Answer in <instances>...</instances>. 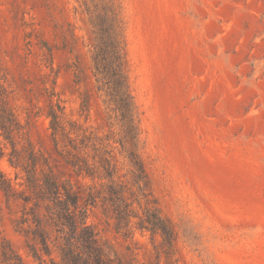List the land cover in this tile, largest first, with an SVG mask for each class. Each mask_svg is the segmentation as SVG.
Masks as SVG:
<instances>
[{
  "label": "rangeland",
  "instance_id": "obj_1",
  "mask_svg": "<svg viewBox=\"0 0 264 264\" xmlns=\"http://www.w3.org/2000/svg\"><path fill=\"white\" fill-rule=\"evenodd\" d=\"M108 7L146 184L97 69ZM0 84L18 122L0 125V264H65L56 204L15 165L31 151L80 190L76 220L114 264H264V0H0Z\"/></svg>",
  "mask_w": 264,
  "mask_h": 264
},
{
  "label": "trees",
  "instance_id": "obj_2",
  "mask_svg": "<svg viewBox=\"0 0 264 264\" xmlns=\"http://www.w3.org/2000/svg\"><path fill=\"white\" fill-rule=\"evenodd\" d=\"M105 28V30H101L105 32L104 35H107L108 40L101 36L102 42L98 45L96 57L97 69L108 86V93L115 104V108L128 124L125 138L131 145L129 158L139 181L146 184L148 174L138 151L139 131L134 115V101L129 92L126 77L124 48L119 33L120 23L111 7H108L107 10ZM3 93V88L0 84V98L3 97ZM62 114H64V108L59 103L51 104L47 112V117L51 118L50 129L56 145H58L56 134L63 131L60 124V116ZM17 123L16 119L8 116L5 109L1 110L0 125L7 137L10 136ZM59 154L62 155L60 151ZM67 162L74 167H78V173H83V168L78 162ZM15 165L27 173L29 186L32 188L39 187L41 192L46 193L56 204L54 214L59 221L56 224L62 226L61 230L64 233V244L61 248L63 262L65 264H114L110 258V252L98 244L96 235L90 226L86 222H77L75 213H73L70 205L77 206L82 195L80 190H74L71 181L61 184L50 172H45L43 167H39L38 155L34 151L30 152L28 158L15 162ZM90 171V168L86 169L88 175H93ZM9 189L12 190L13 188L9 186ZM63 195H65V199L62 198ZM88 196H91V194L89 193ZM141 227L152 232L160 231L168 237L173 234L169 224L156 214H148L146 218H142Z\"/></svg>",
  "mask_w": 264,
  "mask_h": 264
}]
</instances>
